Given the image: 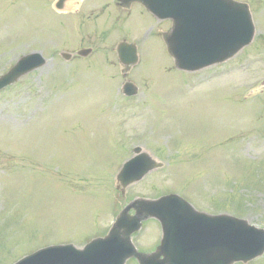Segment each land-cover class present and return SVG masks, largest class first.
Wrapping results in <instances>:
<instances>
[{
	"label": "rangeland",
	"instance_id": "374dc122",
	"mask_svg": "<svg viewBox=\"0 0 264 264\" xmlns=\"http://www.w3.org/2000/svg\"><path fill=\"white\" fill-rule=\"evenodd\" d=\"M70 1L58 10V0H0V75L25 54L48 59L0 92V264L106 232L121 202L117 174L136 145L165 167L128 197L179 191L201 209L264 227V0H247L251 44L195 72L179 70L168 52L161 32L170 21L139 4L121 16L114 0ZM123 37L140 58L125 76ZM80 46L94 53L59 54ZM126 80L139 94L121 93ZM160 240L152 219L136 236L143 252Z\"/></svg>",
	"mask_w": 264,
	"mask_h": 264
},
{
	"label": "water",
	"instance_id": "95a60500",
	"mask_svg": "<svg viewBox=\"0 0 264 264\" xmlns=\"http://www.w3.org/2000/svg\"><path fill=\"white\" fill-rule=\"evenodd\" d=\"M121 1L127 7L140 1L159 18L173 19L172 31L163 36L181 69L197 70L222 62L254 37L248 5L234 0ZM89 52L90 49H83L79 54ZM118 52L121 61L129 66L138 60L134 44L120 43ZM45 63L41 53L22 57L0 77V89ZM125 92L136 94L137 87L127 83ZM136 151L140 154L126 162L118 175L119 187L123 189L156 166L148 153L141 152L140 147ZM149 218L161 222L164 236L156 251L147 254L138 250L133 235ZM263 254L264 228L229 214L198 211L182 196L171 193L157 199L135 198L119 212L106 235L92 239L83 248L72 243L52 245L15 264H127L131 258H137L139 264H235L247 263Z\"/></svg>",
	"mask_w": 264,
	"mask_h": 264
},
{
	"label": "bare ground",
	"instance_id": "6f19581e",
	"mask_svg": "<svg viewBox=\"0 0 264 264\" xmlns=\"http://www.w3.org/2000/svg\"><path fill=\"white\" fill-rule=\"evenodd\" d=\"M71 3H72L71 1L66 2V7L70 6Z\"/></svg>",
	"mask_w": 264,
	"mask_h": 264
}]
</instances>
